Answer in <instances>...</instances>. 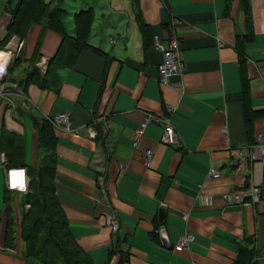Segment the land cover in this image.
Returning <instances> with one entry per match:
<instances>
[{
    "label": "crops",
    "instance_id": "0c3cea01",
    "mask_svg": "<svg viewBox=\"0 0 264 264\" xmlns=\"http://www.w3.org/2000/svg\"><path fill=\"white\" fill-rule=\"evenodd\" d=\"M11 1L0 0V87L8 89L0 97V264H42L25 252L22 221L30 185L47 164L91 264H237L250 251L245 264H264V200L249 196L264 185V160L250 157L264 131V0H44L50 12H65L59 29L46 16L8 38ZM175 35L184 71L164 84L154 37L167 48ZM44 58L47 72L37 65ZM66 111L79 134L46 120ZM148 116L158 120L136 143ZM163 118L181 148L162 142ZM21 167L29 192L9 195L8 244L7 169ZM111 211L118 232L107 224ZM187 235L194 242L177 251Z\"/></svg>",
    "mask_w": 264,
    "mask_h": 264
},
{
    "label": "trees",
    "instance_id": "16d2710c",
    "mask_svg": "<svg viewBox=\"0 0 264 264\" xmlns=\"http://www.w3.org/2000/svg\"><path fill=\"white\" fill-rule=\"evenodd\" d=\"M14 0L11 1L9 11L12 17L8 38L12 35L24 36L29 26L33 22H41L46 16L50 23L59 29V24L63 20L65 12L53 10L44 0H19L18 5L13 7ZM247 23H250L251 11L248 4ZM143 29L145 25L142 24ZM85 37V33L82 34ZM48 139H43L46 148L53 150L56 138L50 132ZM38 180L30 185V192L27 194V204L31 206L29 212L22 221V237L25 242V252L28 256L34 257L42 264H91L88 255L79 247L72 236L66 215L55 194L54 171L50 164L42 166ZM12 192L7 191V221H6V242L12 244L15 239V216L10 206ZM3 217L0 210V236L3 229ZM244 253L243 250L241 251ZM253 251L247 257L237 261V264H245L246 258H251Z\"/></svg>",
    "mask_w": 264,
    "mask_h": 264
},
{
    "label": "built area",
    "instance_id": "2783aa9c",
    "mask_svg": "<svg viewBox=\"0 0 264 264\" xmlns=\"http://www.w3.org/2000/svg\"><path fill=\"white\" fill-rule=\"evenodd\" d=\"M154 46L162 52L163 54V61L159 65V75L160 81L164 84H169L171 79L180 76L183 74L184 71V63L182 60V47L180 39L175 35L170 38L169 46L167 48L164 47L163 42L159 36L154 37ZM38 67L41 69L42 72H47L49 66V60L41 59L38 62ZM261 74L264 76V66L260 68ZM8 93V89L6 85L0 87V97H5ZM30 105V102H29ZM169 113L174 112V108L170 106L168 109ZM157 118L154 116H148L146 120L140 124V126L136 129L134 134V142L138 143L141 138H143L145 134L146 127L148 123ZM46 120L52 125L56 130L63 131V132H73L75 134H79L78 130L73 128V114L71 111H66L60 114H56L53 116H47ZM162 126L164 128V133L162 137V142L168 146L174 148H181L182 141L181 138L172 124L169 118H163ZM224 133L227 134V128L224 129ZM89 137L95 138L96 133L92 130L89 132ZM153 157V151L148 150L145 153V158L147 161L148 167L151 165ZM253 161L264 160V131L258 134L257 141L253 146V150L251 156ZM218 170H213L212 175H218ZM7 189L11 192L17 193H28L29 192V185L30 180L28 178L27 170L25 168H8L7 169ZM249 196L252 199L253 204H258L264 200V185L262 186H253L249 192ZM226 201L228 203H233L234 198L232 195L225 196ZM106 220L108 226L115 232H118L120 229V221L118 219L117 214L114 211H111L109 214L106 215ZM194 242V238L191 235H187L183 237L179 245L176 246L177 251H183L184 249L188 248L189 245Z\"/></svg>",
    "mask_w": 264,
    "mask_h": 264
}]
</instances>
